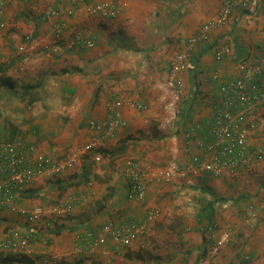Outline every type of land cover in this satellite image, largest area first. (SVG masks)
Returning a JSON list of instances; mask_svg holds the SVG:
<instances>
[{
  "label": "crops",
  "instance_id": "crops-1",
  "mask_svg": "<svg viewBox=\"0 0 264 264\" xmlns=\"http://www.w3.org/2000/svg\"><path fill=\"white\" fill-rule=\"evenodd\" d=\"M225 1L5 0L0 147L20 143L29 161L77 162L58 178L34 176L0 204V240L36 232L25 253L37 264H264V159L219 176L200 165L215 114L228 111L213 76L240 79V65L264 51V0L190 42ZM104 2L116 18L88 11ZM181 53L187 70L175 73ZM117 102L126 125L93 128ZM248 122L251 150L264 151V102ZM127 162L143 176L144 202L128 198ZM37 207L42 219L31 224ZM127 224L144 229L132 246L96 243L106 225Z\"/></svg>",
  "mask_w": 264,
  "mask_h": 264
},
{
  "label": "built area",
  "instance_id": "built-area-1",
  "mask_svg": "<svg viewBox=\"0 0 264 264\" xmlns=\"http://www.w3.org/2000/svg\"><path fill=\"white\" fill-rule=\"evenodd\" d=\"M252 0H226L221 9L220 16L201 28L198 38H192V44L197 41H206L209 32L214 27L223 26L227 23L229 16L237 9H248ZM5 0H0V36L7 27L3 20L5 12ZM88 11L92 14L100 13L106 18H116L118 13L108 3H100L97 6L89 7ZM92 44H90L91 46ZM24 51V47H20ZM1 54V46H0ZM221 59V55L217 54ZM186 54H177L172 68L175 73L187 70ZM242 77L234 81L224 82L218 74L213 76V80L221 82L220 91L225 96V105L228 111H218L215 114L214 122L211 126V141L204 146L209 155L205 160H201V167L217 176L224 170H237L246 168L253 161L260 162L264 159V151H252L249 146V136L251 125L248 122V115L254 112L258 103L264 102V83L257 77L264 73V51L263 57L257 62L242 63L239 67ZM258 72L259 75L256 73ZM121 102H117L112 109V119L107 123H92L91 126L98 131L107 130L113 132L119 126H125L122 121V115L119 111ZM230 107H237V111H232ZM191 132L188 134L191 137ZM92 145L85 147L86 151L91 150ZM29 151L34 152V147H29ZM97 160H99L97 158ZM199 161V160H197ZM76 158H72L65 163H58L51 156L39 155L33 161H29L24 148L20 143H8L0 147V204L13 200L18 193L26 190L27 183L36 175H44L49 179L63 176L69 168L76 164ZM124 174L133 181V187L130 191L129 200H139L144 202L146 191L142 174L136 169L132 162H127L124 168ZM67 211L71 208L66 205ZM43 209L35 208L28 214V222L35 224L42 219ZM144 229L137 224H127L121 227L106 225L99 234L95 236L96 243L105 244L109 237H112L123 247L132 246L138 239ZM229 238L226 235L217 242L214 252L217 254L220 248ZM40 239L36 232L23 234L16 230L11 234L10 239L0 240V251L11 253H25L28 245ZM249 260V259H247ZM250 261V260H249Z\"/></svg>",
  "mask_w": 264,
  "mask_h": 264
},
{
  "label": "trees",
  "instance_id": "trees-1",
  "mask_svg": "<svg viewBox=\"0 0 264 264\" xmlns=\"http://www.w3.org/2000/svg\"><path fill=\"white\" fill-rule=\"evenodd\" d=\"M0 264H37L36 260L27 253L8 252L1 260ZM63 264V263H58Z\"/></svg>",
  "mask_w": 264,
  "mask_h": 264
}]
</instances>
